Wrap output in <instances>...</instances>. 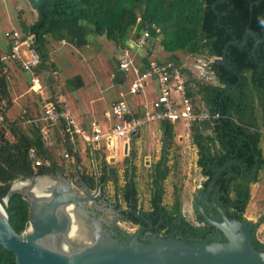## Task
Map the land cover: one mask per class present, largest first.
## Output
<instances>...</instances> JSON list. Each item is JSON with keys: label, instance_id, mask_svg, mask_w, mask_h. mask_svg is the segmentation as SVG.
Wrapping results in <instances>:
<instances>
[{"label": "trees", "instance_id": "16d2710c", "mask_svg": "<svg viewBox=\"0 0 264 264\" xmlns=\"http://www.w3.org/2000/svg\"><path fill=\"white\" fill-rule=\"evenodd\" d=\"M37 14L30 25L22 23V29L35 37L34 45L42 53L45 65L50 60L51 43L66 41L76 48L89 44L91 35L106 36L119 46H125L131 30H136L137 38L143 29L152 23L160 27V32L151 29L150 40H160L168 59L182 62L177 52L187 55L204 56L207 60L223 57L228 41L244 42L248 29L256 36H264V0H29ZM226 59L228 64H209L216 82L196 78L189 68L188 94L193 101L201 102L212 114L220 117L216 122L221 126L210 132H203L199 122L190 125L192 143L197 148V166L201 174L210 180L216 170L229 160L228 165L215 183L213 196L227 209L230 216L245 219L246 209L251 200V184L259 181V173L264 169L262 147L264 126V41L256 45L250 34L246 45H229ZM55 65V64H54ZM78 89L84 85L81 75L69 80ZM231 88L228 89V87ZM13 106L11 82L6 59L0 57V112L5 117V125L0 127V202L4 205L13 228L24 232L29 226L30 203L21 195L14 194L5 200L14 182L37 174L57 173L61 170L51 151L34 127L32 136L16 121L9 122L7 112ZM8 124V125H7ZM163 129L160 159L154 164L150 174V208L144 211L150 223L140 218L133 222L154 225L157 236L188 240L195 243H210L211 235L217 231L208 225L201 214L196 212V222L191 221L182 209V198L178 188L174 189L171 206L164 204L165 180L171 173L169 156L175 144V124L161 123ZM35 147L43 158L50 157L49 166L33 167L29 151ZM70 152H73L68 145ZM96 158H101V152ZM78 162L79 153H75ZM107 156V155H106ZM99 166L100 186L105 189L109 181L118 180L110 174L107 157ZM135 157L132 152L127 162ZM177 162L175 161L174 164ZM123 187V198L139 204V195L134 181ZM75 172L73 171V174ZM130 168L126 177H129ZM76 174V173H75ZM88 183L96 186V176L87 175ZM85 179V177H84ZM128 179V178H127ZM207 185V184H206ZM119 192V191H118ZM123 199V200H124ZM255 234V231H254ZM222 242L226 241L223 235ZM254 244L264 251V242L255 236ZM0 264H17L15 254L0 245Z\"/></svg>", "mask_w": 264, "mask_h": 264}, {"label": "rangeland", "instance_id": "374dc122", "mask_svg": "<svg viewBox=\"0 0 264 264\" xmlns=\"http://www.w3.org/2000/svg\"><path fill=\"white\" fill-rule=\"evenodd\" d=\"M36 16V11L31 6L29 0H0V44L4 42L6 43L7 41L4 37L6 31L13 28L21 30L22 23L30 25L36 20ZM50 48L55 54L54 59L57 63L55 66L59 69L61 74L60 79L56 82L62 86L61 92L71 93L72 87L69 85L68 79H72L78 72H81L85 78L86 85L78 92L79 101L75 104V111L77 109L80 111L85 109L94 116H100L104 108H108L111 101H114L115 97L118 96L119 83L113 75L116 71L117 55H120L119 50H117L119 45L113 40H109L106 36L92 34L89 44L82 49L75 48V46L73 47L71 44L69 46L63 44L59 45L56 42L51 47L49 46V49ZM2 49L5 50V47ZM22 51H26V48L23 47ZM162 52V57L168 58L169 54L164 49ZM177 55L182 61H188L186 63H188L190 71L191 69L195 70L197 65L206 62V58L199 55H187L181 51L177 52ZM1 57L11 63L13 67L12 73L10 74L12 82H10L11 97L13 95L12 99L14 98L15 100L13 99V106L7 112L9 122L16 121L20 123L22 129L28 135L33 137L31 126L26 125L24 122L28 118L39 114L40 106L38 98L35 94L28 91V74L18 65L17 67L14 65L15 61L8 56V53H2ZM27 57H29V55H27ZM202 66L205 69L204 71H208V73H204L202 78H199L200 75H193L203 81L216 82L212 72L209 74V65L206 67L205 65ZM151 88L149 85L148 92H150ZM74 97L76 98L75 94L71 99L73 102H76ZM197 103L198 105H201L199 100H197ZM96 108L99 110H96ZM91 110H95V112L91 113ZM99 119L101 120V118ZM184 123H181L179 126L176 124L178 128L175 126V144L171 150L168 161V164L171 167V173L164 183L166 190L164 204L167 206L172 205L174 189L175 187L178 188L182 198L183 211L191 221L196 222L195 208L192 201L195 191L202 186L206 177L201 174L200 168L197 166V148L192 143L190 127ZM87 125L88 128L89 123H87ZM262 130V147L264 151V126L262 127ZM56 131L59 142L58 145L52 147L50 151L58 162V165L61 167V170L55 174L34 175L36 189L43 191L42 189L52 186L56 181L49 177L53 175L58 176L60 173L62 176L67 177L72 182L73 186L81 193H86L83 189L84 186L80 183L77 174H75L76 169L74 165L77 162V159L71 155V152L64 143L59 130ZM162 137L163 131L161 123H149L144 126L141 135L136 136L133 139V145L131 146L132 149L128 154L122 152L121 147L117 149V152H114L113 150L108 151L107 149L105 152L102 151L101 158H99V160L96 158V163L99 167L103 158L106 155L109 156H106V159L109 166L115 167L116 169L114 176L118 180L119 189L117 190L114 181L111 180L105 185V194L102 192L103 194L101 195L96 194V197H103V199L108 202V205H114L112 203L118 198L122 199V189L128 181L125 174L127 164L129 163L127 162V157L131 156L132 152H135V157L132 156V158L133 165L135 166L134 181L139 195V205L145 209L150 208V174L153 171L154 164L161 156ZM79 141L80 140H77L78 143ZM85 146H87V148L85 149L83 156H80L81 161L77 163V167L79 168V171L84 172L89 176L95 175V165L91 156V151L88 148V144ZM76 149L77 153L81 150L79 145ZM65 153H68L69 156H65ZM112 157L116 159L115 162H110ZM175 161L177 162L176 164H174ZM73 171L75 172L74 174ZM30 180V177L29 179H18L14 182L12 187L22 192H29L28 186L32 182ZM92 192H95V190H92ZM91 203L93 204V201ZM122 203L125 205L123 200ZM112 214L115 213L106 212L105 218L107 220L112 219L114 217ZM245 217L256 224L254 230L255 236L264 242V169L259 173V181L251 184V200L246 209ZM118 223L125 231L130 232L137 229L123 220L118 221ZM92 232L97 235V237L101 235L98 226H95L94 229H92Z\"/></svg>", "mask_w": 264, "mask_h": 264}, {"label": "water", "instance_id": "95a60500", "mask_svg": "<svg viewBox=\"0 0 264 264\" xmlns=\"http://www.w3.org/2000/svg\"><path fill=\"white\" fill-rule=\"evenodd\" d=\"M250 34L254 36L256 45L264 41V36L258 37L253 30L248 29L243 43L228 41L223 57L214 58L210 64H228L226 54L229 45H246ZM199 126L203 132H210L220 127L221 123L203 119L199 121ZM90 151L95 165V192L83 180L77 167L78 161L74 166L86 193H81L67 177L59 173L58 176L49 177L56 183L43 189L50 197H39L31 191L36 188L35 176H31L29 192L12 187L5 199L8 202L12 195L21 194L29 200V226L22 233L13 228L10 217L0 202V245L15 254L17 264H264V251L254 244L256 224L248 218L232 217L220 203L209 201V194L214 190L220 174L228 165L236 162L235 159L219 167L210 180L206 178L203 183L207 184V189L202 187V183L200 190L195 191L192 201L204 221L223 233L225 242L195 243L173 236L157 235L144 241L139 239V234L143 231L140 228L130 232L124 230L123 234L128 239L124 244L105 229V218L97 217V211L91 208L96 194L101 195V186L96 152L92 145ZM129 152L127 144L125 154ZM115 161L114 157L110 159V162ZM115 171V167L110 168L112 175ZM202 201L214 208L216 213L210 215ZM97 209L116 212L117 218L121 216L120 210L108 205L106 200ZM74 225L78 226V230L73 236L71 231ZM95 226L101 232L99 237L92 232Z\"/></svg>", "mask_w": 264, "mask_h": 264}, {"label": "built area", "instance_id": "2783aa9c", "mask_svg": "<svg viewBox=\"0 0 264 264\" xmlns=\"http://www.w3.org/2000/svg\"><path fill=\"white\" fill-rule=\"evenodd\" d=\"M151 29L160 32V27L152 23L142 30L135 42V49L125 45L120 50L118 68L127 74L130 80L127 91L120 93L121 100L113 102L104 111L105 119L110 122L106 130L99 127L98 121L95 120L92 122V128L81 126L70 113L67 102L52 95L53 85L60 79L61 74L53 61L49 60L45 65L43 64L42 54L34 45L33 35L26 33L22 28L21 30L13 28L4 33L9 48L8 56L28 74L30 91L39 101V114L28 118L24 123L39 130L46 148L50 150L58 145L55 140L56 130H59L67 147L70 145L73 148L75 142L80 139L88 144L89 148L92 145L95 151L107 149L117 152L119 143H122L121 149L125 152V145L128 144L131 148L135 136L149 123L185 122L189 126L203 119L216 122L220 115L209 113L205 107L195 103L188 94V76L184 72V68H188L186 62L155 57L145 66L138 63L137 53L143 51L148 44ZM61 43L66 45L67 42L63 40ZM23 47L26 51H22ZM213 59H206L205 65H209ZM149 80L157 82L158 95L150 103L144 104L141 114H135L127 100V95L143 93ZM3 125H5V117L0 112V127ZM65 156L68 157L69 154L65 153ZM29 159L35 169L49 166L52 162L50 157L43 158L35 147L30 149Z\"/></svg>", "mask_w": 264, "mask_h": 264}, {"label": "crops", "instance_id": "0c3cea01", "mask_svg": "<svg viewBox=\"0 0 264 264\" xmlns=\"http://www.w3.org/2000/svg\"><path fill=\"white\" fill-rule=\"evenodd\" d=\"M36 18H37V16H36ZM136 36H137L136 30L135 29L134 30H131L129 36L127 37L126 45L132 46V47L135 46V42L137 40V37ZM54 43L55 42L53 41L51 43L50 47L52 45H54ZM56 43H58L59 45L60 44L62 45L61 41H59V42L56 41ZM66 45L69 46L70 44L69 43H66ZM3 47H5V50L2 49ZM122 47L123 46H119V48L117 50H119V52H120V50H121ZM163 49L164 48L161 45L159 39L158 40H153V41L152 40H149V42L146 45V47L144 48V50L141 51V52H139V53H137L136 58H137L138 63L140 65H142V66H145V65L148 64V62L152 58L157 57V58L163 59V57L161 55V53L163 54V52H162ZM8 50H9V48H8L7 42L6 43L4 42V43L0 44V57H1L2 53H4V52L8 53ZM49 54H50V60L53 61L55 65H57V63H56V61L54 59L55 58V54H54V52L52 51L51 48H50V53ZM118 60H119V55H117V66H116V71H115V73L113 75L114 78L116 79V81L119 83L118 96L115 97V100L114 101H111V104L113 102H115V101L121 100L120 93L122 91H127V89H128L127 85L129 83V80H130V77L127 74H125V73H123V72H121L119 70V68H118ZM184 61L185 60H183V62ZM185 62H188V61H185ZM14 65L17 67V64L15 62H14ZM187 65H188V63H187ZM202 65H205V63H202L201 65H197V68H195V70L191 69V71H192L193 74H195L196 76L197 75H200L199 78H201V76H202L203 73H207V71H204L205 69L203 68ZM206 66L207 65H205V67ZM8 67H9V75H10L12 73V68L13 67H12L11 63H9V62H8ZM188 68H189V66H188ZM210 73L211 72H209V74ZM77 75H81V77L83 79V82H84V85L82 87L78 88V89H75L71 85V83L69 82L70 79H68L69 85L72 87L71 93L72 94L74 93L76 95V98L74 97L76 99V102H73L72 99H71V98H73V95L74 94L72 95L71 93H68V92L67 93L61 92L62 86L60 84H57V83L56 84L54 83V85H53L55 87H53V89H52V95L56 96V98H58V99L59 98L60 99H64L67 102L70 113L72 114V116L74 117V119L76 120V122L78 124H80L81 126L87 128V126H88L87 123H89V127L88 128H92V122L95 120V121H98L99 127H101L102 129L106 130L109 127L110 122L105 119V117H104V111L106 109H108L110 106L108 108H104V110L102 111V114L100 116H94V115L90 114L89 111H87L85 109L82 110V111H80L79 109H77L75 111V108H74L76 106L75 104L79 101L78 100L79 99L78 92H79V90H81L86 85V81H85V78L82 75V73L81 72H78ZM10 81H11V79H10ZM149 85H150V88L152 87L150 89V92H148ZM27 87H28V91L31 92L30 91V88H29V82H28V80H27ZM158 90H159V87H158L157 82L155 80H150V81L147 82V86H146L145 91L143 93H140V94H128L127 95V100L129 101V103L131 105L132 111L135 114H141L142 111H143L144 104L145 103H150L151 101H153L157 97V95H158ZM12 97H13V95H12ZM39 109H40V107H39ZM96 110H99V109L96 108ZM94 112H95V110H91V113H94ZM100 112H101V110H100ZM99 118H101V120ZM153 123H162V122H153ZM181 123H184V122H176V123H172V124H175V126L177 124L179 126ZM184 124L187 125V123H184ZM178 126H176V128H178ZM189 127H190V125H189ZM143 128L141 129V132L138 135H136V136L141 135V133L143 131ZM162 131H163V129H162ZM55 140H57V142H59L57 137H56ZM78 140H80V139H78ZM119 144H120V147H122L121 146L122 143H119ZM78 145L81 148V150L79 152L80 153V156L81 155L83 156V154L85 152V149L87 148V146H85L86 143L84 141L80 140L79 143L76 141L75 144H74V146H73V148H72L73 149L72 150L73 152H71V155H73L75 158H76L75 153L77 152L76 147H78Z\"/></svg>", "mask_w": 264, "mask_h": 264}, {"label": "flooded vegetation", "instance_id": "af4514ba", "mask_svg": "<svg viewBox=\"0 0 264 264\" xmlns=\"http://www.w3.org/2000/svg\"><path fill=\"white\" fill-rule=\"evenodd\" d=\"M131 149L132 148H130V150ZM132 167H133V158L130 159V162L127 164L126 171H125V174H126L127 169L130 168L129 177H127L129 182L131 181L132 176H133ZM110 168L111 167L109 166V170H110ZM79 172L81 173V176H82L83 180L85 181V183H87V184L90 185V183H88V180H87L88 179L87 178V174L84 173V172H81V171H79ZM113 176H114V174H113ZM84 177H85V179H84ZM202 187L205 190L207 189V185L204 184V183H203V186ZM91 189L92 190H96V186L95 187H92L91 186ZM101 189H102L101 194H103L102 192H104V194H105V189L104 188H101ZM214 191L215 190H212L211 193L209 194V201H216V196H213V192ZM124 194L125 193H123V191H122V199H119L118 198V199H116L115 202L112 203L114 205H110V206H114L117 210H120L121 216L117 218L116 217L117 216V213L115 212V214H112L114 217L112 219H108V220L105 218L106 211L105 210H98L97 209V208H99L100 205H102L104 203L105 199H103V197H95V199L93 200V204L91 205V208L97 211V213H98L97 217H104L105 218V220L103 222L105 229L109 233H111V235L114 236V238L118 239L121 243H124V244L128 242V239L124 236V234H123V231L124 230L122 229V227L118 223V221H121V220H123L125 222H128L129 224L133 225L137 229H140V228L143 229V231L139 234V239L140 240H144L145 241L149 237H151L153 235H156L154 233L155 232L154 231V225H152V224H150V225H141L140 223L133 222L134 221L133 219L136 217V218L142 219L146 223H150V219L146 218V216L144 214V211L145 210H148L149 208L148 209H145L144 207H142L139 204L136 207H134V205L132 204V202L126 201L123 198ZM194 195H195V193H194ZM122 200L125 202V205H123ZM202 205L204 207H206L207 212L210 215H213V214L216 213V210L214 208L208 206L203 201H202ZM195 217H196V212H195ZM210 238L213 239L214 241H221L223 239V235L220 232L215 231L211 235Z\"/></svg>", "mask_w": 264, "mask_h": 264}, {"label": "bare ground", "instance_id": "6f19581e", "mask_svg": "<svg viewBox=\"0 0 264 264\" xmlns=\"http://www.w3.org/2000/svg\"><path fill=\"white\" fill-rule=\"evenodd\" d=\"M23 185V184H22ZM30 188H31V186H29ZM43 190V189H42ZM31 191H33L37 196H39V197H50V194L49 193H47V192H44V191H41V190H38V189H36V188H34V189H31ZM77 230H78V226H76V225H74L73 227H72V231H71V235H76V233H77Z\"/></svg>", "mask_w": 264, "mask_h": 264}]
</instances>
